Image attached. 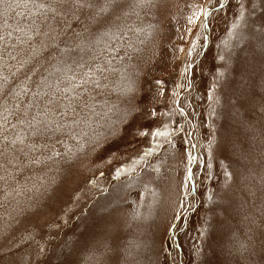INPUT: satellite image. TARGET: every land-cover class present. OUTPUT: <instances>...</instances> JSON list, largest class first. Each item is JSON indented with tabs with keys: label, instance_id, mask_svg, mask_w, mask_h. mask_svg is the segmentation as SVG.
<instances>
[{
	"label": "rangeland",
	"instance_id": "1",
	"mask_svg": "<svg viewBox=\"0 0 264 264\" xmlns=\"http://www.w3.org/2000/svg\"><path fill=\"white\" fill-rule=\"evenodd\" d=\"M0 264H264V0H0Z\"/></svg>",
	"mask_w": 264,
	"mask_h": 264
},
{
	"label": "bare ground",
	"instance_id": "2",
	"mask_svg": "<svg viewBox=\"0 0 264 264\" xmlns=\"http://www.w3.org/2000/svg\"><path fill=\"white\" fill-rule=\"evenodd\" d=\"M141 12V11H140ZM146 12V11H145ZM157 16V15H156ZM127 17V16H126ZM141 29V28H140ZM143 29V28H142ZM139 30V29H138ZM132 32V31H131ZM134 32V31H133ZM131 34V33H130ZM135 37V36H134ZM130 42V41H129ZM145 42V41H144ZM131 45V44H130ZM135 46V45H134ZM132 48V47H131ZM135 48V47H134ZM143 49V48H142ZM125 77V76H124ZM182 253V252H181Z\"/></svg>",
	"mask_w": 264,
	"mask_h": 264
}]
</instances>
